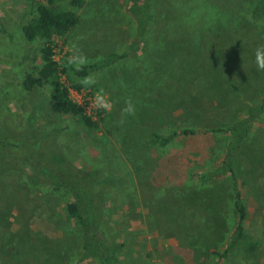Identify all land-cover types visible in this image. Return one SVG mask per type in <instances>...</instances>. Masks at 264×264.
I'll return each mask as SVG.
<instances>
[{"label":"rangeland","instance_id":"rangeland-1","mask_svg":"<svg viewBox=\"0 0 264 264\" xmlns=\"http://www.w3.org/2000/svg\"><path fill=\"white\" fill-rule=\"evenodd\" d=\"M69 1L55 4L78 18L50 40L55 79L76 91L74 99H89L96 128L52 114L47 83L23 89L24 77L41 65V43L24 40L20 26L39 0H0V137L17 140V155L32 154L40 140V149L61 152L80 177L98 172L93 190L102 228L124 244L118 264H212L234 217L227 181L200 176L221 161L226 136L178 137L158 148L150 134L225 128L245 114L246 101L264 95V72L254 64L264 14L250 16L259 0H149L144 9L143 0H82L76 8ZM138 26L145 32L140 44ZM73 44L88 64L106 62L89 73L96 85H81L67 65ZM99 89L111 98V112L92 106ZM127 98L137 111L121 125ZM252 129L250 150L236 154L234 168L247 212L244 241L256 247L248 258L236 246L218 264H264V120ZM56 161L64 167L59 155ZM2 174L0 264H73L79 245L64 212L73 195L53 190L47 178L30 183L24 167Z\"/></svg>","mask_w":264,"mask_h":264},{"label":"trees","instance_id":"trees-1","mask_svg":"<svg viewBox=\"0 0 264 264\" xmlns=\"http://www.w3.org/2000/svg\"><path fill=\"white\" fill-rule=\"evenodd\" d=\"M24 1L34 2V0ZM60 1L62 0H39V3L35 5L32 16L20 26L21 36L24 40H38L41 43L39 47L41 65L34 74L26 75L21 84L25 91H30L42 83H47L50 87V112L55 115L76 117L83 127L93 129L96 128L97 122L86 116L82 109L69 99L67 90L55 79L58 69L56 62L52 59V52L49 47L50 40L52 37H63L78 22V18L72 10L57 8L55 4ZM81 1L70 0L69 5L76 8L79 7ZM143 2L140 6L141 9H144L143 6L147 7L149 0H143ZM263 7L264 0H259L256 7L251 10L250 16H254V14L263 15ZM137 31L136 34L139 36L137 43H143L144 29L142 28L141 30L138 26ZM138 44L135 47V51L139 57L142 51ZM140 46L142 47V44ZM105 63L101 62L98 66L96 64H88L84 66L82 71L78 72L75 69H71V72L75 77L83 78ZM73 87L79 89L78 85ZM100 120L98 118V121ZM263 120L264 95L256 103L246 101L245 114L225 128L197 132L184 129L167 135L150 134L151 144L158 148H164L178 137H192L203 135L207 132H216L226 136L221 161L209 174L200 176L203 181H212L219 178H224L227 181L231 211L234 217L229 240L221 252H212L215 257V261L212 264H218L222 259H225L228 253L236 246L242 248L248 258L251 257L255 250L256 246L254 243L244 241V222L247 218V212L238 188L234 164L236 154L242 152L241 149L247 146V150H250L249 145L253 141L254 136L252 127ZM11 140L12 142L10 140L7 141L6 137H0V176L4 175L2 173L7 174L10 169L15 170L17 166L21 167V169L24 167V169L29 170L30 183L34 184L37 177H41V179L47 178L53 190L60 191L64 195L66 193L73 195L72 200L64 205L65 216L75 228L79 245V255L73 264L85 262L90 264H118L119 251L124 244L114 240L102 228V211L99 209L98 202L99 195L93 190L95 185L101 184V179L97 176L98 172L93 170L87 176L80 177L81 171L76 170L61 152L40 149V140L32 142L35 143L32 154L17 155L16 151L20 145H18L17 140ZM58 155L59 159L61 158L64 163L63 168L58 167V162L56 161V156ZM101 201L102 198L100 199Z\"/></svg>","mask_w":264,"mask_h":264},{"label":"clouds","instance_id":"clouds-1","mask_svg":"<svg viewBox=\"0 0 264 264\" xmlns=\"http://www.w3.org/2000/svg\"><path fill=\"white\" fill-rule=\"evenodd\" d=\"M78 39H83V37H79ZM66 63L79 72L89 63V58L78 45L73 44L71 55L67 57ZM254 64L257 72H264V43L258 44L254 49ZM79 83L83 86L91 87L96 85L98 81L94 75L88 74L85 75ZM92 106L97 110H103L105 112H111L113 109L112 100L104 93L103 89H99L95 92L92 98ZM136 111L137 109L132 99L127 98L124 101L123 107L120 109V120L118 124L122 125L128 117L135 116Z\"/></svg>","mask_w":264,"mask_h":264},{"label":"built area","instance_id":"built-area-1","mask_svg":"<svg viewBox=\"0 0 264 264\" xmlns=\"http://www.w3.org/2000/svg\"><path fill=\"white\" fill-rule=\"evenodd\" d=\"M51 52H52V49H51ZM52 59L54 60L53 54H52ZM65 89L67 90V94H68L69 99L73 103H75L76 105H78L82 109L83 113L86 116H88V117H90L92 119L91 115L89 114V111L88 112L86 111V109L89 107V102H88L89 99H85L83 101L76 100V99L73 98V95H76V91L72 92V90H70L69 88H65Z\"/></svg>","mask_w":264,"mask_h":264}]
</instances>
